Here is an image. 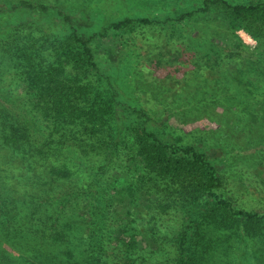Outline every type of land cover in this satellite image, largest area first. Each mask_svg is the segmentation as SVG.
Masks as SVG:
<instances>
[{
	"label": "trees",
	"instance_id": "obj_1",
	"mask_svg": "<svg viewBox=\"0 0 264 264\" xmlns=\"http://www.w3.org/2000/svg\"><path fill=\"white\" fill-rule=\"evenodd\" d=\"M194 15L217 34L205 36L218 55L96 0H0V264H226L246 255L264 264V209L254 207L264 204L262 185L232 196L209 159L217 151L126 127L127 112L148 117L150 105L136 98L140 111L130 109L120 73L104 76L96 63L102 42L126 29L146 52L141 68L160 51L162 71L182 84L248 70L241 27L264 57V2L203 0L174 21ZM106 56L119 60L112 49ZM256 171L264 176V162ZM253 241L260 247L245 250Z\"/></svg>",
	"mask_w": 264,
	"mask_h": 264
},
{
	"label": "rangeland",
	"instance_id": "obj_2",
	"mask_svg": "<svg viewBox=\"0 0 264 264\" xmlns=\"http://www.w3.org/2000/svg\"><path fill=\"white\" fill-rule=\"evenodd\" d=\"M227 1L232 4L264 2ZM96 4L133 20L146 17L155 22L167 23L168 31L187 33L207 58L210 50L217 55L220 53L207 39L211 33V38L218 40L217 34L204 33L196 15L186 18L181 24L174 21L181 14L198 10L203 0H96ZM105 12L103 10L101 14ZM131 30H125L124 38L104 40L96 58L104 76L111 73L117 76L120 73L118 82L121 83L123 94L121 99L130 109L140 111L136 98L150 105V110L146 111L148 117L127 112L126 127L131 122L144 124L160 137L167 136L176 144L193 145L201 152L217 151L209 159L218 168L220 178L227 182V189L232 196L237 193L236 190L250 186L252 182L261 184L264 189V176L258 175L256 171L264 162V62L261 64L264 57L256 51V46L249 47L250 58L241 61V64L249 67L248 70L225 71L212 81L197 78L196 75L182 84L178 79L174 81L168 77L172 73L162 71L161 63L155 57L160 51L151 52L150 68L140 67L141 61H146V52L139 51L137 39ZM201 43L205 45L201 46ZM108 49H112L119 57L117 62L112 63L105 57ZM49 58L52 60L50 63H53L52 56ZM249 72L253 73L252 77ZM16 73L19 75V72ZM165 78L169 79L167 84ZM255 81H259L260 85H254ZM18 86L15 85V89ZM257 193L260 194L255 191L254 195ZM254 207L261 210L264 204L255 201ZM137 239L143 246L149 245L145 237L139 236ZM245 246V250L251 251L252 247L258 248L260 244L253 241L245 243ZM237 247L242 248L240 244ZM23 254L28 260L33 259L29 251ZM232 258L233 262L229 259L226 264H254L250 255L237 262L235 256Z\"/></svg>",
	"mask_w": 264,
	"mask_h": 264
},
{
	"label": "clouds",
	"instance_id": "obj_3",
	"mask_svg": "<svg viewBox=\"0 0 264 264\" xmlns=\"http://www.w3.org/2000/svg\"><path fill=\"white\" fill-rule=\"evenodd\" d=\"M235 35L239 37L240 41L244 44L245 47L254 48L258 41L254 38L249 32L244 28H238L235 32Z\"/></svg>",
	"mask_w": 264,
	"mask_h": 264
}]
</instances>
